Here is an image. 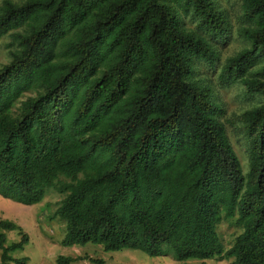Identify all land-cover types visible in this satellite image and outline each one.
<instances>
[{
  "label": "trees",
  "instance_id": "16d2710c",
  "mask_svg": "<svg viewBox=\"0 0 264 264\" xmlns=\"http://www.w3.org/2000/svg\"><path fill=\"white\" fill-rule=\"evenodd\" d=\"M241 2L249 47L220 65L227 22L212 0H0L13 49L0 67V197L61 195L63 247L264 264V0ZM199 62L259 100L239 118L245 164ZM224 222L240 230L227 249ZM27 242L0 220V264H27L14 257Z\"/></svg>",
  "mask_w": 264,
  "mask_h": 264
},
{
  "label": "rangeland",
  "instance_id": "374dc122",
  "mask_svg": "<svg viewBox=\"0 0 264 264\" xmlns=\"http://www.w3.org/2000/svg\"><path fill=\"white\" fill-rule=\"evenodd\" d=\"M12 1L20 3L24 0ZM212 2L227 22L224 38L214 42L219 55L218 63L222 65L229 58L248 48L249 45L241 34V30L245 26L242 18L241 0H212ZM183 23L186 28L194 29V25L188 16L183 18ZM10 42L9 35L0 39V67L10 61L9 53L13 50L8 47ZM197 64L196 77L211 86L214 99L223 107L228 138L237 156L245 164L247 143L239 118L244 111L255 107L259 100L244 96L245 88L239 82L223 86L217 77L218 72L216 74L203 62ZM28 96H32V94L26 93L23 99ZM61 200L62 196L53 191H49L42 202L31 206L20 205L0 197V220L16 223L21 232L28 236L27 244L23 250L14 255L15 258L26 257L28 259L27 264H57L56 260L59 256L72 258L88 256L102 259L104 264H200L197 261L178 262L171 256L153 258L138 250L110 253L104 252L100 246L63 247L61 242L65 235V222L55 214ZM239 232L240 230L229 222L221 223L218 226V234L225 249L229 248ZM6 238L8 244L17 242L19 241V234L16 230L7 232ZM205 263L230 264V261L213 259L207 260ZM70 264L91 263L75 261Z\"/></svg>",
  "mask_w": 264,
  "mask_h": 264
}]
</instances>
